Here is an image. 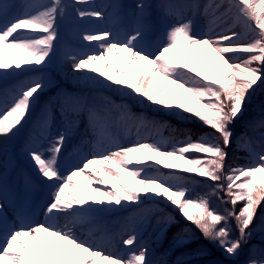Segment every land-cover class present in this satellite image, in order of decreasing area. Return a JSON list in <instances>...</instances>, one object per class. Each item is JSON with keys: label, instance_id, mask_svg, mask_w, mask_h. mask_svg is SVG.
I'll use <instances>...</instances> for the list:
<instances>
[{"label": "snow or ice", "instance_id": "obj_1", "mask_svg": "<svg viewBox=\"0 0 264 264\" xmlns=\"http://www.w3.org/2000/svg\"><path fill=\"white\" fill-rule=\"evenodd\" d=\"M13 8L19 10L10 15ZM153 8L164 28L150 50ZM200 17L208 21L206 29H196ZM126 18L128 26L117 27ZM105 20L111 28L68 29L62 60L75 78L123 92L154 111L195 117L211 132L193 139L191 130L170 129L180 137L164 138L165 122L124 105L74 97L61 106L62 127L55 135L51 109L42 108L21 147L34 178H25L22 193L13 192L8 169L14 158L6 142L20 134L50 82L47 70L57 55L60 24ZM33 73L0 94V142H5L0 148L5 157L0 264H154L139 231L150 214L162 215L165 224L174 222L166 208L219 249L224 259L214 264H240L244 246L257 231L264 234V107L246 121L237 140L236 150L245 151L249 162L229 164L227 149L233 144V125L257 89L264 90V0H161L156 5L137 0L128 12L120 0H25L20 5L0 0V80ZM81 116L93 139L82 138L66 154ZM112 128L126 133L134 128L137 139L122 143ZM67 159L76 163L64 170ZM193 186L208 191L193 198ZM37 189L47 192L39 208L42 221L25 210ZM209 197L230 207L216 211ZM10 199L14 205L19 201L11 227L3 211ZM125 211L130 215L116 221L117 228L107 226L106 216ZM86 226L88 234L81 238L77 230ZM187 242L185 237L175 240ZM254 248L243 264H264V248L259 259Z\"/></svg>", "mask_w": 264, "mask_h": 264}, {"label": "rangeland", "instance_id": "obj_2", "mask_svg": "<svg viewBox=\"0 0 264 264\" xmlns=\"http://www.w3.org/2000/svg\"><path fill=\"white\" fill-rule=\"evenodd\" d=\"M8 2L12 3V4L20 5V4L24 3L25 0H8ZM106 2H107V0H96L97 4L106 3ZM120 2L125 6V12H128L129 10L132 9L133 5H135L137 3V0H120ZM160 2H161V0H150V3H152L153 5H156ZM201 2H205V0H201ZM18 10L19 9H17V8L11 9L10 15H11V13L16 12ZM202 19L204 20L205 23L202 21ZM150 20H151V23L153 26V32L149 36V41L151 42V49L150 50H155L156 43H157V37L163 31L164 22H163V19L161 17L159 10H157L156 8H153ZM129 23H130V18H126L123 21V23L118 24L117 27H127ZM207 26H208V21L205 20L203 17L198 18L195 21V27L197 30L206 29ZM70 27H74L76 29H80V28H89V29L111 28L112 24L107 20L98 21L95 24H89L88 22H84V24H82V25H72L69 22H62L60 24V27H59L60 42L57 45V55L53 58L52 67L47 70L50 82L47 84V87L45 88L44 91L47 90V92H50V91L54 90V96L57 99V102H59L61 105H65L69 99L74 98V97H87L91 102H95L98 105H105L108 102H111L112 105L127 106L132 113L144 114L145 113L144 107L145 106L148 108L150 107V106H147L146 102L144 104H141L138 101H133L130 97L124 95L123 92H120V93H122V94H120L118 91H114L112 88H104V87H101L100 85L85 84L83 81H78L75 78L76 74H74L72 72L71 65L64 63L62 60L63 47L66 43L70 42L69 41V31H68V29ZM33 75H36V74H34V73L33 74H24V75H20V76L9 77L7 80H0V94H2L5 86H11V85L17 83L18 81L26 80L29 78V76H33ZM116 93L119 95H117ZM42 94H44V92H42L41 95ZM44 107H46V106L42 103V100L40 101V97H39L36 105L33 108L34 110L31 113L33 115L35 114L34 118L30 122H33L34 124L36 123V121L38 120V118L41 115V110ZM51 112H54V111H51ZM158 113L164 114V111L163 110L157 111V114ZM152 119H155L158 121L157 117L152 118ZM61 127H62V124L60 125L59 129ZM113 129L116 130L117 132L119 131L118 134L121 137L122 143H130L131 141L137 139L134 128L130 132H127V133L121 129H117V128H113ZM28 130H27V132L29 133L32 129L29 131ZM56 133H54V135ZM52 135H53V133H52ZM77 135L78 134L75 133L74 136L70 139V141L67 145L66 154L72 151L73 145L77 144V142H75V140H73V139H75V137H77ZM12 140L7 141L6 144L8 142H11ZM71 140H73V141H71ZM1 144L3 145V144H5V142H0V148L3 147V146H1ZM169 146H171V145H169ZM17 149H18V147L15 145L13 151L16 152ZM87 149H88L87 146L84 145L85 152H87ZM4 159H5V157L3 156L2 152H0V172L3 170L2 162ZM75 163H76L75 159L63 160L62 161V168L64 170H66L69 167L73 166ZM162 171H164V169H162ZM112 219H116V217L114 216L109 221H111ZM159 219H163V216H158V219H156L155 222L157 223V221ZM153 224H154V222H153ZM153 229H154V225H151L150 230H153ZM88 231H89L88 227L86 226L83 229H78L77 234H78V236H81V238H85L88 234ZM139 234H140V231H139ZM140 242L145 243V241H140ZM149 255H150V259L153 260L154 264H168V262L166 260H164L160 255L156 254L154 251H151L150 248H149ZM243 257L244 258L247 257V250H245L244 253L239 257V261ZM260 258H261V256H260ZM177 259L178 258L175 257V260H177ZM258 259H259V257H258Z\"/></svg>", "mask_w": 264, "mask_h": 264}, {"label": "trees", "instance_id": "obj_3", "mask_svg": "<svg viewBox=\"0 0 264 264\" xmlns=\"http://www.w3.org/2000/svg\"><path fill=\"white\" fill-rule=\"evenodd\" d=\"M236 159H239V157L238 158H236ZM239 207H240V205L238 204L237 206H236V210L238 211L239 210ZM224 210V209H223ZM223 212V211H222ZM264 213V212H263ZM178 220H180L179 221V223H181L182 225H185V222L183 221V218L180 216L179 217V219ZM187 223V222H186ZM257 224H259L260 223V221H257L256 222ZM187 229H190V228H187ZM170 232V229L167 231V234ZM184 234H185V236L187 237V238H189V237H191L192 236V232H190V233H186V232H184ZM256 237H257V239L258 240H262V241H264V234H261L259 231H257L256 233ZM234 236H235V232H234ZM163 239H162V241L164 242L166 239H167V236L166 235H164L163 237H162ZM203 247V246H202ZM202 247H201V251H203L204 253H205V249H202Z\"/></svg>", "mask_w": 264, "mask_h": 264}, {"label": "bare ground", "instance_id": "obj_4", "mask_svg": "<svg viewBox=\"0 0 264 264\" xmlns=\"http://www.w3.org/2000/svg\"><path fill=\"white\" fill-rule=\"evenodd\" d=\"M19 157H20V159H23V160H25V161H27V159L21 154V155H19ZM28 162V161H27Z\"/></svg>", "mask_w": 264, "mask_h": 264}]
</instances>
